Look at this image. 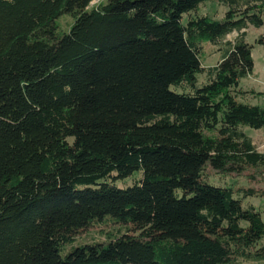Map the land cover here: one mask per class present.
I'll use <instances>...</instances> for the list:
<instances>
[{"label":"trees","instance_id":"16d2710c","mask_svg":"<svg viewBox=\"0 0 264 264\" xmlns=\"http://www.w3.org/2000/svg\"><path fill=\"white\" fill-rule=\"evenodd\" d=\"M93 1L0 0V264H264L258 193L206 179L264 171L239 90L264 0Z\"/></svg>","mask_w":264,"mask_h":264},{"label":"rangeland","instance_id":"374dc122","mask_svg":"<svg viewBox=\"0 0 264 264\" xmlns=\"http://www.w3.org/2000/svg\"><path fill=\"white\" fill-rule=\"evenodd\" d=\"M107 0H94L90 8L96 7L100 2ZM227 7L219 2L212 1L202 5L198 10V15L209 16L215 20H222L225 17ZM197 14H194L197 15ZM187 16L184 18L186 23ZM72 22L69 16H64L60 20V25L66 29ZM264 32V29L250 28L247 32V42L253 47L252 56L254 60V71L251 75L243 79L240 83L239 90L245 92V98L240 101L251 104L253 106L264 107V48L257 43L258 37ZM237 34H232L227 37V40H234ZM217 48L211 44H204V66H214L220 59V52L216 51ZM244 133L253 140L258 151L264 153V128L252 129L245 127ZM259 173L255 170H248L241 175H217L216 171L212 168L206 170V179L214 186L217 187H231L234 190L241 188L254 189L258 196L243 197L242 203L245 208L254 207L256 211L260 212L264 220V171ZM133 179L130 178L123 183H118L120 187H127L132 184ZM119 227L112 224H99L93 226L76 236V244H89L93 242H103L106 240V233H116Z\"/></svg>","mask_w":264,"mask_h":264}]
</instances>
